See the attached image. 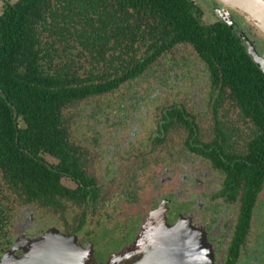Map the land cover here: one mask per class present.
Returning <instances> with one entry per match:
<instances>
[{
    "label": "trees",
    "instance_id": "trees-1",
    "mask_svg": "<svg viewBox=\"0 0 264 264\" xmlns=\"http://www.w3.org/2000/svg\"><path fill=\"white\" fill-rule=\"evenodd\" d=\"M202 15L194 0L9 2L0 12V231L11 219L4 187L15 198L25 194L27 201L55 210L68 191L63 175L76 173L77 191H91L97 203L85 173L87 157L75 156L81 148L75 147L76 115L70 110L93 96L117 94L130 80L142 82L159 57L186 45L209 63L212 74L231 84L242 114L256 125L258 135L247 151L232 159L243 164L238 175L261 188L264 73L244 45L229 41L223 24H206ZM166 100L156 96L159 108ZM91 114L107 115L103 110ZM176 119L184 121L185 112L166 108L159 127L166 133ZM247 193L241 213L249 216L257 191Z\"/></svg>",
    "mask_w": 264,
    "mask_h": 264
},
{
    "label": "flooded vegetation",
    "instance_id": "flooded-vegetation-1",
    "mask_svg": "<svg viewBox=\"0 0 264 264\" xmlns=\"http://www.w3.org/2000/svg\"><path fill=\"white\" fill-rule=\"evenodd\" d=\"M15 1L0 0V12L9 2ZM195 3L203 9L197 1ZM212 8L216 20L206 22L203 10L202 20L206 24H223L229 41L244 45L248 52L247 38L264 55V35L253 22L219 0L212 3ZM179 62L168 60L166 55L159 57L153 68L144 71L142 82L139 83L138 79L123 84L122 89L135 83L138 96L142 95L141 100L130 103L121 97L120 102L113 103L119 111L117 116H112L113 119L96 118L93 124L87 119L88 114L84 118L86 121L77 126L81 132L75 147L81 149L75 156L87 157L85 173L91 182L89 188L98 195L97 203L92 200L91 191H77L76 173L70 175L71 178L63 175L61 184L68 191L59 196L62 206L59 204L55 210L27 201L25 194H16V200L26 203L23 207L38 205L48 210L60 225L54 229L79 239V244L86 250L85 264H107L111 254L134 242L151 220L154 224L159 222L162 230L186 222L189 228L201 231L213 250L211 264H264V203H259L264 183L259 190L254 184L249 186L245 177L238 175L243 164L239 165L232 159L233 156L244 155L249 141L258 135L257 127L242 114L231 84L221 75L212 74L209 63L198 57L196 52L190 60L192 67L183 59ZM168 89L172 91L169 93ZM163 93L167 98L164 109L159 108L156 102V96ZM179 95H185L187 99L183 96L182 99L187 101L177 106L176 101L181 99ZM189 102L202 110V118H194L188 113L186 103ZM144 105V115L139 120L146 116L142 124L148 121L143 129L147 135L138 137L141 129L138 126L133 128L134 120H129L127 113L131 115ZM153 105L156 107L151 114ZM171 106L185 112V120L176 119L164 133L159 126L163 112ZM204 123L208 124L207 136L201 130ZM127 128L133 130L122 138V132ZM86 131H92V136L82 141ZM88 143L91 148L85 145ZM41 155L49 163L55 162L50 153L42 152ZM243 161L247 159L240 160L241 163ZM119 174L123 177L117 183L115 178H109ZM99 177H106L108 188L99 182ZM250 189L257 193L253 197L251 212L246 216L241 213V206L243 200L250 197L247 193ZM12 211L9 225L17 217L14 218ZM76 211L80 212L77 214ZM156 212L159 216L155 215ZM99 228H104L106 237L101 246L92 245L93 235ZM11 229L7 226L0 231V259L17 245L22 246L14 253L22 256V248L37 239H28L26 234L12 237Z\"/></svg>",
    "mask_w": 264,
    "mask_h": 264
},
{
    "label": "water",
    "instance_id": "water-1",
    "mask_svg": "<svg viewBox=\"0 0 264 264\" xmlns=\"http://www.w3.org/2000/svg\"><path fill=\"white\" fill-rule=\"evenodd\" d=\"M219 1L244 14L264 34V0ZM245 39L248 53L264 73V55L259 53L252 41ZM186 224L188 223L181 222L175 227L167 226L165 230L157 228L158 232L153 234L154 222L149 221L134 242L111 254L107 264H211L202 232L189 228ZM21 246L17 245L4 254L0 264H85L83 258L86 250L78 243V238L58 230L29 244L30 249L20 258L14 251Z\"/></svg>",
    "mask_w": 264,
    "mask_h": 264
},
{
    "label": "rangeland",
    "instance_id": "rangeland-1",
    "mask_svg": "<svg viewBox=\"0 0 264 264\" xmlns=\"http://www.w3.org/2000/svg\"><path fill=\"white\" fill-rule=\"evenodd\" d=\"M195 1H197L198 4H200V6L203 8L204 13L206 15L205 21L208 23L214 22L216 20V18L213 17V15H212V10H213L212 3L215 0H195ZM257 33L259 34V32H257ZM190 48H192V47H190L188 45L180 46L176 50L168 52L166 55L167 59L168 60L169 59L170 60H173V59L178 60V63H180L179 62L180 59H183L184 63H186V64L188 63L189 66L192 67V63L190 62V60H193L195 52H193ZM164 62L166 63V60H164ZM181 62H182V60H181ZM121 91H122V93L119 94ZM136 91H138V87L136 86L135 83H133L131 85L125 86L123 89L121 88V90H119L117 93L119 95H115V94L112 95L111 93H109L107 95V98H105V99H100L98 97L93 96L90 100L84 101L83 104L78 105L76 108H72L70 110L69 114L74 113L76 115L75 122H76L77 126H79L83 123L84 118L88 114H90V115L87 117V119L90 120V122L94 124L95 119L97 118V115L94 116L93 114H91V110H92V112L95 111L96 113L99 110H103L107 114L104 117V119L112 118V116H117L118 112H119L117 110V107L114 106L113 103L120 102V99H123L121 97L128 99L127 101L130 103H136L137 101L141 100L142 95L140 94L138 96V93ZM176 93H177V91L175 92V94ZM162 96L165 98L166 93H163ZM179 96H181V95H179ZM182 96L187 99V97L185 95H182ZM182 96H181V99L176 101L177 106H179L182 103H185V101H187V100L182 99ZM186 106H187L188 113L191 116H194V118H199V117L202 118L203 117L202 110L199 107H197L196 105H194V104L192 105V103L189 102V103H186ZM155 107H156V105H153V107L150 109L151 114H154ZM144 110H145V105L140 106L139 108L135 109L131 113V115L129 113H127L128 119L130 120V118H131V121H132V119L134 120L133 128L138 126V128L141 129V133L138 135V137H144L147 135L143 131V129H144V125L148 121H146L144 124H142L144 122L146 116L143 119L139 120V118H141V116L144 115ZM159 114H160V112H159ZM84 121H86V120H84ZM207 128H208V124L204 123L202 125L201 130H202V133L206 136L209 135ZM132 130L133 129L127 128L125 131L122 132L121 137L124 138L125 135H129L132 132ZM80 132L81 131L76 127L74 134L77 135L76 140H79V141H80ZM91 136H92V131H86L84 133V135L81 137V140L86 141ZM136 139H140V138H136ZM85 145L87 146V148L92 147V145L90 143L85 144ZM98 154L100 156L102 155V153L100 151ZM122 177H123V175L119 174L117 177L112 176L109 178H115V182L117 183L118 179L120 181ZM103 178L99 177L98 180L101 184L106 185L108 188V182L105 179L106 177H103ZM109 181L111 182V179H109ZM110 182H109V185H111ZM3 184H4V181L0 178V186H2ZM4 190H5V194L10 197V199L8 200V205L11 206V210L13 209L12 212H13L14 218L17 216L15 221H14V219H12V221H11V222L14 221V223H11V225H9V227L12 228L11 229L12 232L10 231L12 237L13 236L14 237L15 236L20 237L21 235L26 234V237L28 239L29 238L31 239L34 237V238H37L36 240L40 241L42 239V237H44L45 234H47L53 230H56V229H54L55 227L60 228V225L58 224L57 218L55 219L54 214L52 215L48 210L41 209L40 207H38V205H30L29 208L23 207L26 205V203H22V201L16 200V198L14 197V194L11 193V191L6 189L5 187H4ZM147 192L148 191H146V193ZM13 200H14V202L12 203ZM260 202L264 203V191L259 194V203ZM76 212L78 214L80 211H76ZM143 214H145V213L143 212ZM68 216H69V214H68ZM71 216H72L71 221H73L74 214H72ZM61 228H64V225ZM157 228L161 229L159 222L154 224L153 229H152L153 234H156L158 232ZM91 229L92 228L90 227L89 230H91ZM58 231L61 232L60 230H58ZM63 234H66V233H63ZM105 237H106V231L103 230L102 228H99L96 231V234L93 235V238H92L93 245L95 244L97 246L98 245L101 246L103 244V240L105 239ZM78 243H79V239H78ZM203 243H204V247L208 251L209 257L212 259L213 258V250L210 247V244L207 241L206 237H205V241H203ZM34 247H35V245L32 246V248H34ZM113 247L115 248V245H113ZM99 248L103 249V247H99ZM106 248H107V246L105 245L104 249H106ZM22 249H23L22 256H24L26 251L29 250L30 248L24 247ZM22 256H19V257L21 258Z\"/></svg>",
    "mask_w": 264,
    "mask_h": 264
}]
</instances>
